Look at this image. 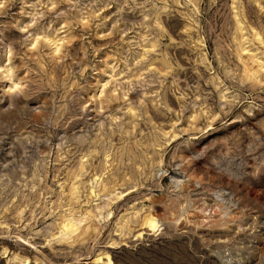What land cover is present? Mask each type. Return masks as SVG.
Wrapping results in <instances>:
<instances>
[{
	"label": "rangeland",
	"instance_id": "374dc122",
	"mask_svg": "<svg viewBox=\"0 0 264 264\" xmlns=\"http://www.w3.org/2000/svg\"><path fill=\"white\" fill-rule=\"evenodd\" d=\"M0 3V264H264V0Z\"/></svg>",
	"mask_w": 264,
	"mask_h": 264
},
{
	"label": "snow or ice",
	"instance_id": "6c2138e0",
	"mask_svg": "<svg viewBox=\"0 0 264 264\" xmlns=\"http://www.w3.org/2000/svg\"><path fill=\"white\" fill-rule=\"evenodd\" d=\"M6 6L5 3H0V8H4ZM58 7L57 4L53 3L51 4V8L52 9H56ZM85 23H87V21H85ZM36 22L33 21V27L35 26ZM23 31L25 33L29 32V29L28 28H24ZM34 42L31 44V47L34 51L38 50L39 46L41 44H48V45H52L53 44V41L51 39H46L44 35H36L34 38ZM258 39H260V37H258ZM262 42H264V39H262ZM63 41H59L58 42V45H54L55 47V50H56V53L57 55L60 54L61 52V47L63 45ZM8 56L11 57L12 56V52L11 50L8 51ZM0 63H3V61H0ZM11 63V61L9 60V64ZM0 72H3L5 73V76H4V79L6 80H12V75L10 72H8V70L4 67H0ZM23 87L21 84H15L14 86L12 87H8L7 91L9 94H12V95H17V94H21L22 91H23ZM199 99V98H197ZM202 115H207V113H203ZM215 119H220L219 116H215L214 117ZM193 121H195L197 119V116H193L192 117ZM172 138H170L171 140ZM170 142V141H169ZM151 227L153 228V230H156L158 225L153 221L151 223ZM79 229H73L72 231L75 232V231H78ZM97 264H115V260L113 257H110V256H100L99 257V260L97 261Z\"/></svg>",
	"mask_w": 264,
	"mask_h": 264
},
{
	"label": "bare ground",
	"instance_id": "6f19581e",
	"mask_svg": "<svg viewBox=\"0 0 264 264\" xmlns=\"http://www.w3.org/2000/svg\"><path fill=\"white\" fill-rule=\"evenodd\" d=\"M207 210H208V207L202 208V211L204 212H206ZM153 221L158 225L156 230H153V228L151 227V223ZM143 225L145 227L142 228L143 229L142 232L140 231L139 237L143 235L144 230H146L147 232L157 233L158 231H160V228H161L160 221L154 213H149L145 216ZM73 229H80V226H79V223L76 221V219H74V217H71V218H68V221L64 224V231H62L64 232V235L62 236H67V238H71L72 235L76 234L77 232V231L73 232L72 231Z\"/></svg>",
	"mask_w": 264,
	"mask_h": 264
}]
</instances>
